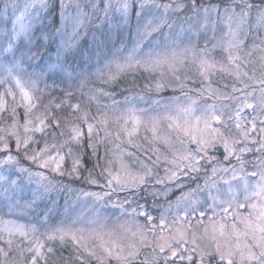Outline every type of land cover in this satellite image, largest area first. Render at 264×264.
<instances>
[{"label": "rangeland", "instance_id": "1", "mask_svg": "<svg viewBox=\"0 0 264 264\" xmlns=\"http://www.w3.org/2000/svg\"><path fill=\"white\" fill-rule=\"evenodd\" d=\"M17 1L0 28V157H10L6 167L0 158V263L44 264L67 240L84 264H201L211 250L224 264H264V0H59L57 28L38 0ZM107 14L101 63L64 70L59 57L80 28L93 23L87 39L99 37ZM101 67L161 81L130 100L102 99V87L81 81ZM40 73L65 91L40 86ZM76 95L96 114L78 112ZM121 136L152 141L159 160L132 165ZM83 140L92 167L72 152ZM95 145L109 147L104 161ZM25 159L45 192L63 179L79 186L68 201L52 197L58 223L25 214L39 194L20 190L14 168Z\"/></svg>", "mask_w": 264, "mask_h": 264}, {"label": "trees", "instance_id": "2", "mask_svg": "<svg viewBox=\"0 0 264 264\" xmlns=\"http://www.w3.org/2000/svg\"><path fill=\"white\" fill-rule=\"evenodd\" d=\"M4 1V5L0 6V28H4L6 26L3 25V19L7 18L8 20L11 19L10 16H14V14H9V3L11 4L14 1V4L17 3V0H3ZM39 1V12L43 13L46 17V19L48 20L49 23H54V27H58V23L60 22L59 19V0L57 1H53L51 3H48L49 0H38ZM75 2H78V0H75ZM97 2L100 4L101 0H97ZM8 10H7V8ZM78 6V5H77ZM75 7V9L73 10H78V11H83V9H80L83 5H80V7ZM135 11V10H134ZM16 15V14H15ZM110 16H112L110 14ZM108 17L109 15L107 14L106 16H104V20L99 22V26H100V30L98 31V35L99 37H96L91 40L87 39V32L91 31V25H83L82 29L80 28V33H77L76 35V39L74 40V43L72 45V47L70 46V49L68 48L67 50H65L64 52H62L61 56L59 57V64L61 65V67L64 70H71L73 71L77 66H79L81 63L87 66V63H90L91 61H94L96 63H101L100 60L103 59V56H99V54H103L102 52H104V47H103V40L100 38L102 33H104L103 29L105 30L106 28L105 26V20L108 21ZM92 21V20H91ZM86 26V27H85ZM8 27V26H7ZM38 26H35L31 29V33H28L27 35L30 36V39H34L35 37H37L40 32V28L38 27V29L36 28ZM87 28V29H86ZM85 29V30H84ZM5 30V29H4ZM94 30V29H92ZM10 31V28H9ZM37 35V36H36ZM34 37V38H33ZM24 40V44H27L28 41ZM92 41L93 43H96V47L101 48V50H99L97 52V57L93 56V53L91 52V50H93L92 47ZM36 41L30 42V43H35ZM71 44V43H70ZM103 48V49H102ZM66 49V48H65ZM106 52H104L105 54ZM104 67H101L99 70L96 68H92V73H87V77L81 81H84V84H88V83H93L97 86L102 87V99H109L111 98V100L113 101H122V100H130L132 98V96L134 94H138L140 91H144V90H155L158 89V83H160V81H158L157 79H152V77H150L149 75H146L145 73L141 72L139 68L136 69H132L131 71L128 70H124V72H122L121 74H119L118 76H116L115 74L112 73V76H116L114 78H112V76H110V72L107 71V73H105L104 75H102V70ZM54 72V71H52ZM98 73L101 74L100 76H98ZM49 76L45 73H40V75L38 76V82H40V86L42 84H47L48 86L52 87V92H57L59 93V95H61L62 92H64L65 90L61 87L60 82L58 80H56V78L54 77V75L50 76V78H48ZM101 77V78H100ZM54 82H53V81ZM229 79L227 78V81ZM158 82V83H156ZM216 83V82H213ZM221 87H225L226 84L224 82L220 83ZM232 85H238L240 83H236L234 82L233 79L230 80V83ZM63 85V84H62ZM43 86V85H42ZM65 87H68L67 84H64ZM69 88V87H68ZM165 89V88H163ZM85 92H88L89 94H96L93 93V91L90 90H85L83 89ZM87 94V95H89ZM165 94V93H164ZM159 95V92H158ZM74 102L78 105L76 106L78 112H82L83 113H88V114H96L92 109L94 108V106H96V102L95 101H90L89 100V96L85 97H81L79 95L74 96ZM46 116L51 117L50 115L46 114ZM45 116V117H46ZM14 117V115H13ZM13 117L9 116V122L12 123L11 119H13ZM15 118V117H14ZM51 121H53V119H51ZM122 140L119 141V144H121V147H127V149L129 151H131V153L129 154L130 157V162L133 165L134 161L135 164H145L144 162H142L143 160H147L150 162L151 161H158L159 158L157 157L154 151V148L152 146V144H149L147 142H143L142 140H131L129 138H125L123 141V137L121 136ZM128 140H131V144H126L125 142L128 143ZM123 141V142H122ZM87 144V141L83 140V142L81 143V141H77L75 142L72 148V152L74 153V155L76 157L80 156L82 157V162L85 164V166H91V157H89V148L87 146H85ZM95 147L98 150V157L102 156L103 161L105 159V157H108V154L111 152L109 147L107 145H104L103 147L100 145H95ZM120 147V148H121ZM216 148V147H215ZM214 148V149H215ZM82 151V152H81ZM4 155H1V157H3ZM110 156V155H109ZM136 158H135V157ZM0 157V158H1ZM94 157H97L96 155H94ZM97 157V158H98ZM135 158V160H134ZM9 155L6 154L5 157H3L1 159V163L3 166H8L9 165ZM29 161L28 159L22 160L21 161V166L19 165H15L16 167L14 168V172L17 176L21 177L20 179L22 180V185L20 187V190H23L22 193H24V191L27 192L28 190H31L30 192H36L38 191L39 194H34L32 198H30L29 202L24 204V209H30L31 207H33L32 209H30L29 211H25V214H31V213H35L36 214V210L38 211V213L40 214V216H42L43 213L48 212L50 216H46V219L50 218V220L52 219L53 222L58 223L59 218L56 217V215H58V212L55 210L54 202L56 199H52V197H55L57 194H62L64 197V200L68 201L69 198L73 197L75 195L76 192L79 193V186H76V188L74 187H66L67 186V179H63V184L60 185V183L54 184L52 185V187L55 186V189H51L48 193L47 191L45 192L44 187H46V184L36 180V176L34 175V173L32 172H28L27 170H25V168H27V166H29ZM25 166V167H24ZM146 173V176H142L143 180L145 182L148 181H152L154 180V177L151 176V170L148 171L143 170ZM71 182V181H70ZM79 184H82L81 182H79ZM74 188V189H73ZM70 193H73V195H68ZM60 194V195H61ZM142 199V198H141ZM62 200V198H61ZM144 201V199H142V202ZM152 201H148L147 204H151ZM143 204H145L143 202ZM36 209V210H35ZM34 210V211H33ZM24 214V215H25ZM36 220V219H35ZM50 252L47 254L46 256V260L44 262V264H84L85 263V256L83 254V252L81 251V249L74 243L69 242V241H58L55 240L51 246H50ZM18 254V253H17ZM15 253V255H17ZM209 254V258L208 257H204L200 260L201 264H224L223 261L219 258H216V252L214 253V250H211L210 252H208ZM20 254L17 256L18 259L21 261L23 260L22 258H19ZM12 260V259H11ZM91 264H94L93 260H91ZM0 264H11V261H3ZM26 264V263H25Z\"/></svg>", "mask_w": 264, "mask_h": 264}]
</instances>
